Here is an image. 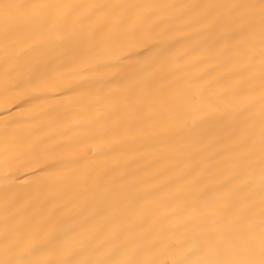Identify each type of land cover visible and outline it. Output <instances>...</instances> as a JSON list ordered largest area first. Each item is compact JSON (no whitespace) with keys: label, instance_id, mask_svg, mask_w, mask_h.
<instances>
[{"label":"snow or ice","instance_id":"snow-or-ice-1","mask_svg":"<svg viewBox=\"0 0 264 264\" xmlns=\"http://www.w3.org/2000/svg\"><path fill=\"white\" fill-rule=\"evenodd\" d=\"M0 51L5 106L55 101L0 129V264H264V0H0Z\"/></svg>","mask_w":264,"mask_h":264},{"label":"bare ground","instance_id":"bare-ground-1","mask_svg":"<svg viewBox=\"0 0 264 264\" xmlns=\"http://www.w3.org/2000/svg\"><path fill=\"white\" fill-rule=\"evenodd\" d=\"M128 3H154L161 5H184V4H197V3H219L226 2V0H125ZM165 12L170 15L177 14V9H165ZM169 37L175 44L176 49L183 48L186 44L190 43L187 37L182 35L177 31L169 33ZM3 52L0 51V129H2L3 124L8 119H18L27 122H31V118L35 111H43L49 108L51 103L55 101H35L32 103H26V97L23 95L17 96L13 103L5 106L4 95L2 88L3 81V64H2ZM196 69H192L195 71ZM211 73V69H208ZM53 96L55 94H52ZM19 105V107H17ZM20 115H17V114ZM55 113H49L48 116L42 117L40 121L35 123L38 125L36 129L37 135H42L46 129L45 125L48 120L52 119ZM154 148L142 147L136 144H129L124 147V155L120 158L118 163L124 167V170L128 173V178L131 181H136L139 179L152 180L156 179L157 182L163 183L167 177L159 174V170L165 167L166 162L156 163V159L159 156ZM108 163H113L109 160ZM46 207H30L28 211L42 212L46 211ZM3 221V207L2 201H0V226H2Z\"/></svg>","mask_w":264,"mask_h":264}]
</instances>
